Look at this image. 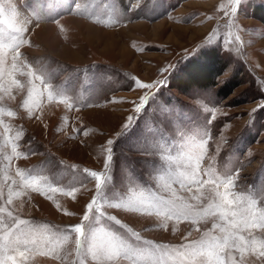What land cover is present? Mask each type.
Returning <instances> with one entry per match:
<instances>
[{
  "label": "rangeland",
  "instance_id": "obj_1",
  "mask_svg": "<svg viewBox=\"0 0 264 264\" xmlns=\"http://www.w3.org/2000/svg\"><path fill=\"white\" fill-rule=\"evenodd\" d=\"M260 3L0 0V264H264Z\"/></svg>",
  "mask_w": 264,
  "mask_h": 264
},
{
  "label": "trees",
  "instance_id": "obj_2",
  "mask_svg": "<svg viewBox=\"0 0 264 264\" xmlns=\"http://www.w3.org/2000/svg\"><path fill=\"white\" fill-rule=\"evenodd\" d=\"M252 15L264 24V4L253 7ZM227 61L216 47L203 48L197 54L189 57L181 64L169 84L181 93H186L190 88H207L216 84V78L226 68ZM237 75L227 78L217 87L218 97H227L233 89L240 84Z\"/></svg>",
  "mask_w": 264,
  "mask_h": 264
},
{
  "label": "crops",
  "instance_id": "obj_3",
  "mask_svg": "<svg viewBox=\"0 0 264 264\" xmlns=\"http://www.w3.org/2000/svg\"><path fill=\"white\" fill-rule=\"evenodd\" d=\"M60 15V14H59Z\"/></svg>",
  "mask_w": 264,
  "mask_h": 264
}]
</instances>
